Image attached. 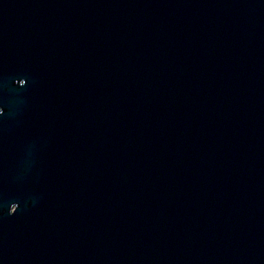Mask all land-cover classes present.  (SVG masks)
Instances as JSON below:
<instances>
[{
	"label": "water",
	"instance_id": "1",
	"mask_svg": "<svg viewBox=\"0 0 264 264\" xmlns=\"http://www.w3.org/2000/svg\"><path fill=\"white\" fill-rule=\"evenodd\" d=\"M0 264H264V0H0Z\"/></svg>",
	"mask_w": 264,
	"mask_h": 264
}]
</instances>
